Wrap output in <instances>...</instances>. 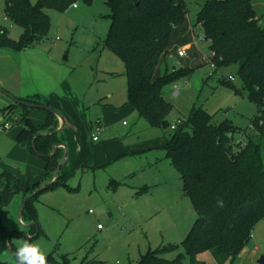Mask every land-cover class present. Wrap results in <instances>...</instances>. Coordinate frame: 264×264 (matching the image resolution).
Instances as JSON below:
<instances>
[{
  "label": "rangeland",
  "instance_id": "rangeland-1",
  "mask_svg": "<svg viewBox=\"0 0 264 264\" xmlns=\"http://www.w3.org/2000/svg\"><path fill=\"white\" fill-rule=\"evenodd\" d=\"M4 2L0 0V30L7 28L9 36L18 41L23 29L6 16ZM185 2L189 15L170 44L171 52L176 54L179 46H184L180 36L190 30L205 4V0ZM256 2V10L264 16V0ZM76 4L77 7L70 6L62 12L48 9V35L34 46L19 52L11 46L0 47V108L14 103V99L8 98V90L18 89L32 96L45 92L82 120L92 121L94 126L101 124L102 142H93V130L88 127L85 150L72 154L69 151V161L62 168L68 176L40 192L34 200L42 231L30 242L39 245L47 261L54 264H134L140 251L146 252L149 246L155 249L162 243H181L198 215L163 149L169 134L165 135L162 127L152 126L128 104L124 63L103 46L111 28V9L105 0H78ZM194 33L203 35L199 26ZM209 53V42L197 41L184 57L173 54L169 58L167 54L169 64H158L156 72L162 74L166 69L176 72L181 66L195 68L190 78L175 81L164 89L165 97L173 105L169 122L185 121L193 107L206 108L214 114L216 123L228 119L247 129V134L260 144L264 161V133L249 126L258 111L257 105L237 91L242 86L238 65L223 66L209 76ZM225 76H233V83L223 82ZM174 85L180 86L178 92ZM3 121L0 113V123ZM70 127L64 130L68 137L74 135ZM20 130L21 125L14 123L11 129L0 131V159L9 168H22L17 157H4ZM168 131L173 132L169 128ZM113 139L120 140L128 149L110 160L116 152ZM104 143L108 145L100 152L97 145ZM103 160L110 161L99 165ZM0 170L3 171L1 167ZM22 200L21 194L16 195L1 211L7 227L25 232L12 237L16 249L28 239L25 235L30 230L29 222L19 220ZM99 224L105 227L103 232L99 231ZM15 251L4 252L0 259L16 263ZM179 251L184 254L182 264H191L184 248ZM259 253L260 261L264 257V243ZM176 254L171 252L165 257L172 259ZM211 264L219 263L213 258Z\"/></svg>",
  "mask_w": 264,
  "mask_h": 264
},
{
  "label": "trees",
  "instance_id": "trees-1",
  "mask_svg": "<svg viewBox=\"0 0 264 264\" xmlns=\"http://www.w3.org/2000/svg\"><path fill=\"white\" fill-rule=\"evenodd\" d=\"M77 1L5 0L6 16L23 31L20 39L15 41L9 36L8 29L2 28L0 47L11 46L19 52L34 46L48 35L50 16L47 10L67 11ZM256 1L205 0L193 26H199L209 40V55L219 69L238 65L242 86L237 91L252 99L258 110L249 126L263 134L264 16L256 10ZM105 3L112 13L111 28L103 46L124 63L128 79L127 102L140 117L152 126L165 129V135L169 134L163 149L198 215L181 243H162L155 249H148L134 264H182L181 247L190 256L191 264H207L199 258L206 251L219 264H236L239 252L252 238L255 225L264 218V161L260 144L247 134V129L235 126L228 119L216 123L214 114L203 107H193L181 123L183 129L179 131L178 127L169 133L168 116L173 105L165 97L164 89L175 81L190 78L195 68L181 66L176 72L166 69L157 77L155 72L160 59L168 54L173 30L189 15L185 0H105ZM223 82L233 83L226 77ZM20 99L26 103L46 104L35 95ZM26 103H10L0 108V113L4 118L16 116V123L22 126L17 141L25 144L33 139L34 151L44 159L46 167L43 180L38 182L22 179L7 170L0 172V255L16 250L12 237L25 233L4 224L2 209L16 195L21 194L24 198L37 191L44 181H52L64 154L58 149L53 156H48L53 145L60 142L58 133L35 136L45 130H56V114L48 111L44 124L35 125L29 117L31 107ZM243 134L246 141L237 145L236 141ZM67 176L61 166L54 183L43 186L26 202L22 221L32 223L25 235L27 238H36L42 231L34 200L40 192L61 183L60 179ZM171 252H177L176 256L166 258L165 255ZM47 263L54 264L50 260ZM0 264L16 263L0 259Z\"/></svg>",
  "mask_w": 264,
  "mask_h": 264
},
{
  "label": "crops",
  "instance_id": "crops-1",
  "mask_svg": "<svg viewBox=\"0 0 264 264\" xmlns=\"http://www.w3.org/2000/svg\"><path fill=\"white\" fill-rule=\"evenodd\" d=\"M180 28H181V26H179L173 30V34H172V37L170 40V44L173 40V37L175 36L174 35L175 32L180 30ZM195 28L196 27L193 26V23H191L190 24V30L188 29V31H186L187 32L186 35L180 36L179 40L183 41L182 43L184 46L180 45L178 50L186 48V51H187V50H189V48L192 49V48L196 47L197 41L195 39L196 35L194 33ZM170 46H168V54H170L169 58L173 54L174 55L176 54L175 52L174 53L171 52ZM178 50H177V52H178ZM166 57L161 58L160 62H159V63H161L162 61H164L165 62L164 67H166V63L169 64V62H168L169 60H167ZM180 58H182V57H180ZM161 74H162L161 72H158V73L155 72L156 77L160 76ZM60 86L62 87V84H60ZM63 86H64V84H63ZM62 88H65V87H62ZM54 90H56V89H54ZM8 91L10 92V97H8V98H10V101H11V99L13 100V98H12L13 96L18 98V99L32 96L31 94H28L26 92H22L18 89H13V90H8ZM61 93H63V91ZM48 95L49 94H46L45 92L35 94V96L37 98H39L40 101H42L46 104H49L51 107H53L59 113V114H56V118H57L56 122L57 123H55V126H56V129H61V130H60V132H58L57 138L60 141L59 143H64L66 146H67V144L69 145V147L67 146V148L69 149L68 150V158H67L66 162L62 165V168H63V166L69 161V151H70V154H72V152L76 151V150L77 151H81L82 149L85 150L86 145L84 142V138L87 135L88 127L91 128V131L93 130L94 123L92 121L90 122L89 120H87L88 123L85 120H82V118H80V115L78 117L75 114L76 112H72V110H70V108L64 106L63 102H59V104H57L56 101H58V100H56L54 98L51 99ZM4 102H7V99L6 100L4 99ZM41 110H43V111H33V108L29 109V117L35 125L44 124V122L46 121V119L49 116L48 111H46L45 109H42V108H41ZM60 116H62V118L64 119V122ZM77 121H79L78 123L80 126L77 125ZM70 125H71L70 129L73 130V132H74V135L72 137H68V136H66V134H64V130L67 129ZM21 129H22V126H21ZM45 132H46V130L43 131V133H45ZM100 136H99L98 141H94L92 138L93 142H95V143L102 142ZM16 137H17V135H16ZM113 140H115V139H113ZM113 143L116 144V148H115L116 152H114V154H113L112 158H110V160L114 159L115 157H119V155H122V153H125L126 149H128L124 144L120 143V140H115V141H113ZM106 145H108V143L98 144L97 146H100V148L98 150L101 152V149L103 148V146H106ZM34 149L35 148L32 147V143L30 141L26 142L25 144H21L16 139L12 143L10 151L8 153L4 154V157H6V158L10 157L12 159L17 157L19 159V163H20V166H22V168L21 169L18 167L14 168L11 165L9 168L8 164L4 163L0 159L1 169L10 171L22 179H30L31 181L35 182V180L39 181V178L41 177L40 178V180H41L43 175H44V172H45V167H46L45 164L46 163H45L44 159L34 151ZM58 149H61L60 151H62V153L65 152V146L63 144L62 145L60 144L58 146ZM110 160H106V161L103 160L101 162V164H99V165H103ZM96 165H98V163H96ZM20 170H22V172ZM135 189H138V188H135ZM98 229H99V231L103 232L105 230V227L102 229H100V228H98ZM252 233L253 234H252L251 240L239 252L237 259L235 261L236 264H261L259 262V258H260L259 251H260V246L264 243V218L262 220H260L255 225ZM150 248H151V246L148 247V249H150ZM141 254H142V251H140V253H139V258H140ZM199 258L201 260L207 261L211 264L213 262L214 257H212L211 255H207V253L204 252V253L199 255ZM136 261H138V260H136Z\"/></svg>",
  "mask_w": 264,
  "mask_h": 264
},
{
  "label": "water",
  "instance_id": "water-1",
  "mask_svg": "<svg viewBox=\"0 0 264 264\" xmlns=\"http://www.w3.org/2000/svg\"><path fill=\"white\" fill-rule=\"evenodd\" d=\"M13 99H14V101H16L17 103H26L25 101H23V100H21V99H18V98H16V97H12ZM26 104H28L31 108H42V109H45L46 111H49V112H52V113H55V114H59L58 113V111H56L53 107H51L50 105H48V104H36V103H26ZM61 118H62V116H60ZM62 120H63V122H64V119L62 118ZM183 127H184V125L183 124H181L180 126H179V128H178V130L179 131H181L182 129H183ZM60 130L61 129H56V130H54V131H48L47 133L45 132V133H37L35 136H37V135H51V134H56V133H58V132H60ZM35 138V137H34ZM31 143H32V147L34 146L33 145V139L31 140ZM64 145L65 146V152H64V154H63V157H62V159L59 161V165H57V167H56V170H55V177H54V179L52 180V181H50V182H43L41 185H40V187L37 189V191H35L34 193H32V194H30V195H28V196H26V197H24L23 198V200H22V202H21V206H20V209L21 210H19V220H20V222L22 221V215H23V211L25 210L24 208H25V204H26V202L28 201V200H30V199H32L33 197H34V195L37 193V192H39L40 190H41V188L43 187V186H47V185H50V184H53L54 183V181L58 178V176H59V170H60V167L66 162V160H67V158H68V148H67V146L64 144V143H55L54 145H53V151H52V153H50L48 156H53L57 151H58V146L59 145ZM27 225V224H26ZM32 225V223H29L27 226H31ZM9 251H12V250H9ZM260 263H264V257L259 261Z\"/></svg>",
  "mask_w": 264,
  "mask_h": 264
},
{
  "label": "built area",
  "instance_id": "built-area-1",
  "mask_svg": "<svg viewBox=\"0 0 264 264\" xmlns=\"http://www.w3.org/2000/svg\"><path fill=\"white\" fill-rule=\"evenodd\" d=\"M72 6L73 7H77V4L74 3ZM195 39H196V41H207V42H209V40H207L205 38L204 33L201 36H197L196 35ZM186 53H187L186 48H183V49L178 50L177 55H178V57H184L186 55ZM208 62L210 64V66H211L210 75H213L214 71L219 70V68H218L216 62H214L211 59L210 55H209V61ZM226 78H228V80H230V81H234L233 76H228ZM179 88H180L179 85H174V89H175L176 92H178ZM16 121H17L16 116L12 117V118H4V121L2 123H0V131L1 130H9V129H11L13 127L14 123H16ZM181 123H183V121L178 119L177 122L171 124V127H170L171 130L177 129ZM103 130H104V128L101 126V124H97V125L94 126V128H93L94 132H93V135H92V138H93L94 141H98L99 140L100 133ZM244 135L245 134L242 135L241 139H238V141H236L237 145H241V143L244 144V141H246L244 139ZM98 228L102 229L104 227L102 225H98Z\"/></svg>",
  "mask_w": 264,
  "mask_h": 264
},
{
  "label": "clouds",
  "instance_id": "clouds-1",
  "mask_svg": "<svg viewBox=\"0 0 264 264\" xmlns=\"http://www.w3.org/2000/svg\"><path fill=\"white\" fill-rule=\"evenodd\" d=\"M16 264H47V259L40 246L24 239L15 251Z\"/></svg>",
  "mask_w": 264,
  "mask_h": 264
}]
</instances>
